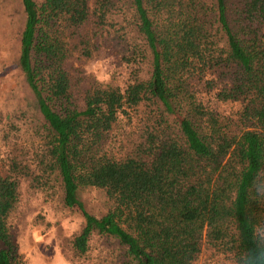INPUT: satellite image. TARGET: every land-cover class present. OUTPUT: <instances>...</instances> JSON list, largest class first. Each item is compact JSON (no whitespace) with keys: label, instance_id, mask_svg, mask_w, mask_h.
I'll return each instance as SVG.
<instances>
[{"label":"trees","instance_id":"1","mask_svg":"<svg viewBox=\"0 0 264 264\" xmlns=\"http://www.w3.org/2000/svg\"><path fill=\"white\" fill-rule=\"evenodd\" d=\"M21 3L17 68L41 130L32 151L0 161V264H25L8 222L22 182L60 190L81 220L79 256L97 235L124 247L122 264H193L202 240L233 264H264V0ZM107 43L126 81L81 85L71 59ZM210 97L238 103L234 116ZM140 106L146 117L115 155L110 131ZM87 188L110 202L102 215L78 198Z\"/></svg>","mask_w":264,"mask_h":264},{"label":"rangeland","instance_id":"2","mask_svg":"<svg viewBox=\"0 0 264 264\" xmlns=\"http://www.w3.org/2000/svg\"><path fill=\"white\" fill-rule=\"evenodd\" d=\"M23 24L21 0H0V161L13 150L24 154L32 151L41 130L34 99L17 68ZM262 34L264 37V27ZM116 49L112 44H104L89 59H71L69 70L81 85L97 81L122 86L127 77L126 68ZM210 100V105L222 117H233L238 108V103L216 104L211 97ZM147 112L145 106H140L132 113L130 121L120 118L113 126L107 142L115 155L130 146ZM19 191L18 202L8 222L17 253L25 264H122L125 260L124 247L113 237L94 235L83 256L72 250L70 240L79 232L81 220L63 205L57 187L34 190L22 182ZM78 198L86 210L96 216L110 207L103 191L98 189L80 190ZM193 264L233 263L202 240Z\"/></svg>","mask_w":264,"mask_h":264}]
</instances>
